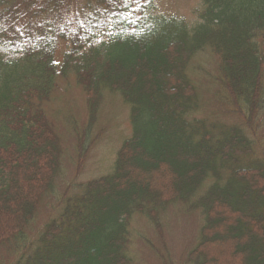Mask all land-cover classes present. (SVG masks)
<instances>
[{"label":"trees","instance_id":"1","mask_svg":"<svg viewBox=\"0 0 264 264\" xmlns=\"http://www.w3.org/2000/svg\"><path fill=\"white\" fill-rule=\"evenodd\" d=\"M124 2L0 0V261L13 240L7 264H130L129 220L144 214L158 228L160 210L176 201L202 215L188 263L211 264L217 243L216 264H232V251L235 264H264V0H201L192 25L155 14L151 0ZM204 47L219 59L223 112L236 124L194 114L187 65ZM70 72L91 117L104 90L121 95L131 135L110 173L73 198L65 190L59 221L23 239L59 162L38 98Z\"/></svg>","mask_w":264,"mask_h":264},{"label":"rangeland","instance_id":"2","mask_svg":"<svg viewBox=\"0 0 264 264\" xmlns=\"http://www.w3.org/2000/svg\"><path fill=\"white\" fill-rule=\"evenodd\" d=\"M89 1L94 4L96 0ZM133 1L137 3L125 0L124 6L134 7L135 4L138 7L137 4L143 2L149 4V0ZM152 1L155 5L154 13L176 16L189 25L197 21V10L200 8L201 0ZM63 44L62 41L59 42L58 47L61 51L64 49ZM60 56L61 52L57 50V60ZM218 68V57L207 47L195 52L191 57L187 73L198 89L200 101L194 114L199 118H208L215 124H236L239 122L238 116L223 112L227 105L223 106L224 93L216 81ZM38 102L42 117L58 136L59 162L52 186L41 197L34 216L25 226L23 239L37 238V235L43 232V229L39 228L46 220L59 221L57 216L63 204L59 205L65 190L66 197L73 198L75 197L73 195L79 194L88 180L110 173L116 152L132 130L129 106L117 92L104 90L95 115L89 116L86 94L72 72L65 76H57L55 85L49 89L46 96L38 98ZM87 123L90 125L87 131L88 146L82 155L81 153L78 155L76 142ZM160 211L158 228L148 221L144 214L136 213L129 220L126 251L130 257V264H190L186 259L199 241L201 212L198 208L184 209L182 203L176 201L169 203ZM12 243L13 240L5 243L1 251L3 263L0 261V264L8 263V257L13 253L8 247L14 245ZM215 245L209 260L211 264L220 261L219 255L222 254L220 251H223L220 245L217 243ZM233 255V251L225 253L224 259L235 264Z\"/></svg>","mask_w":264,"mask_h":264}]
</instances>
